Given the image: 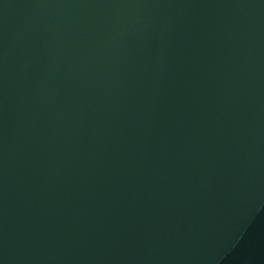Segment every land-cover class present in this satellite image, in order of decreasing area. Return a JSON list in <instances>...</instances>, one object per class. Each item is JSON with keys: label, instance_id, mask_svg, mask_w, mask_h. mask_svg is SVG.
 Returning <instances> with one entry per match:
<instances>
[{"label": "water", "instance_id": "1", "mask_svg": "<svg viewBox=\"0 0 264 264\" xmlns=\"http://www.w3.org/2000/svg\"><path fill=\"white\" fill-rule=\"evenodd\" d=\"M0 264H264V0H0Z\"/></svg>", "mask_w": 264, "mask_h": 264}]
</instances>
